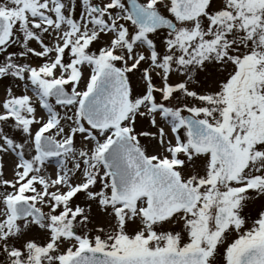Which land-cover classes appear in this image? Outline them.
Segmentation results:
<instances>
[{
    "label": "snow or ice",
    "instance_id": "1",
    "mask_svg": "<svg viewBox=\"0 0 264 264\" xmlns=\"http://www.w3.org/2000/svg\"><path fill=\"white\" fill-rule=\"evenodd\" d=\"M0 264H264V0H0Z\"/></svg>",
    "mask_w": 264,
    "mask_h": 264
}]
</instances>
